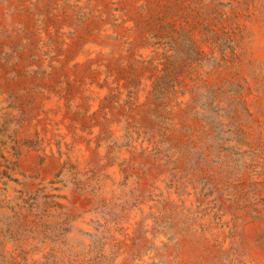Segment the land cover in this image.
Wrapping results in <instances>:
<instances>
[{
	"label": "rangeland",
	"instance_id": "rangeland-1",
	"mask_svg": "<svg viewBox=\"0 0 264 264\" xmlns=\"http://www.w3.org/2000/svg\"><path fill=\"white\" fill-rule=\"evenodd\" d=\"M87 213L117 252L164 232L154 264H264V0H0V264H109L64 249Z\"/></svg>",
	"mask_w": 264,
	"mask_h": 264
},
{
	"label": "bare ground",
	"instance_id": "bare-ground-1",
	"mask_svg": "<svg viewBox=\"0 0 264 264\" xmlns=\"http://www.w3.org/2000/svg\"><path fill=\"white\" fill-rule=\"evenodd\" d=\"M116 132L118 133L119 130L116 129ZM70 153H71V151H70ZM48 171H50V170H48ZM108 187H109V189H113V191H115V189H116V186H112L110 188V185H108ZM156 190H158L159 192L162 191L163 194L167 193V188L164 186V184L162 182H159L156 185ZM144 208H145V210H147L146 207H144ZM142 219H145V221H148L138 210H131L127 216L126 222L124 223L125 233H130L132 231V229L135 227V225L137 223H139L140 220H142ZM151 221L152 220L149 221V224H151ZM96 226H97V221L95 220V218L92 214L87 213V214L82 215L78 219L76 226L68 234V236L65 240V243H64V249L68 253L73 254V255L74 254L77 255V253H82V254L88 255L92 251L101 247V248H103L102 251L104 253V257L106 258V260L108 261L109 264H154L153 259L155 258V250L150 249L149 246L155 247L159 244L161 245L166 240V237H167L166 234L164 232H162L160 229H157L154 227L151 228V226H148V230H149L148 235L150 237V240H148V242H146V244L144 245L145 247H142L140 252L134 253V250H132V249L131 250L123 249V250H120L117 252V251H113L111 249V247H109V245H106L104 247H102L101 245L97 247L95 245V243H94L95 239H97L98 235H100L102 233L100 231V229L96 228ZM147 248H149V249H147ZM89 256H92V255H89Z\"/></svg>",
	"mask_w": 264,
	"mask_h": 264
}]
</instances>
